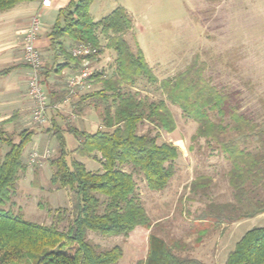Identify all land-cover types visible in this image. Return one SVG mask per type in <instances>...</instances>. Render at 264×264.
I'll return each mask as SVG.
<instances>
[{"label": "trees", "instance_id": "obj_1", "mask_svg": "<svg viewBox=\"0 0 264 264\" xmlns=\"http://www.w3.org/2000/svg\"><path fill=\"white\" fill-rule=\"evenodd\" d=\"M24 1L30 0H0V12ZM93 1L69 0L58 10L47 32L52 64L40 67L44 86L51 73L60 74L69 65L78 69L82 57L72 55L71 45L91 44L96 49L89 56L91 60L97 59L104 49L115 54L113 72L108 76L95 74L94 80L100 87L82 91L84 94L81 93L78 101L81 103L76 105L75 113L82 114L85 108L99 110L103 104L100 126L94 131L79 130L70 123L63 128L52 115V126L43 130L57 141L58 154L49 161L54 168L50 182L68 189L71 219L66 229L60 230L55 225L26 220L3 208L14 192L19 175L27 169L22 155L35 131L22 130L18 140L0 131V143L7 147L0 154V264H116L122 248L115 245L99 250L88 241V231L115 236L127 235L138 226L150 228L151 220L136 193L132 171L140 172L152 190L164 189L175 174L177 146L158 143L156 134L137 131L140 123L147 122L156 129L172 132L176 127L172 111L163 99L147 101L121 91L124 85L132 86L139 76L144 75L153 83L158 81L134 35L133 45L125 38L132 32V19L119 6L94 21L90 15ZM100 35L105 39L104 45ZM66 40L71 41L68 47ZM195 57L173 77L161 80L159 87L166 100L196 123L193 138H204L230 161L227 176L233 200L210 201L201 219H212L219 225L232 224L264 213V123L259 124L241 112L238 92L220 91L207 80L205 63ZM5 72L0 71V75ZM64 89L62 94L67 91ZM65 133L76 138L74 148H68ZM74 155L97 160L102 171L86 169ZM125 166H130L132 171L125 170ZM211 181L199 176L191 183L190 190L204 195ZM143 264L207 263L177 255L161 237L150 234ZM223 264H264V227L247 230Z\"/></svg>", "mask_w": 264, "mask_h": 264}, {"label": "rangeland", "instance_id": "obj_2", "mask_svg": "<svg viewBox=\"0 0 264 264\" xmlns=\"http://www.w3.org/2000/svg\"><path fill=\"white\" fill-rule=\"evenodd\" d=\"M119 6L126 9L133 23L132 32L125 38L133 45L134 35L158 80L153 83L144 75L139 76L132 86L124 85L121 91L131 92L147 101L163 99L166 102L174 116L175 129L167 132L142 122L137 131L156 134L158 143L177 146L178 157L175 174L162 190L150 189L140 172L132 171L130 166L124 167L133 173L136 193L151 220L150 228L138 226L127 235L115 236L88 231L87 239L99 250L120 246L122 255L116 264H143L150 234L161 237L179 256L195 258L207 264H223L228 252L247 230L264 227V213L223 225L212 219H201L210 201L223 203L233 200L227 176L231 164L204 138H193L196 123L185 117L178 106L166 100L159 83L173 77L198 56L206 65L204 75L207 80L220 91L238 92L241 112L259 124L264 123V1L256 4L254 0H94L90 9L91 18L98 21ZM100 40L104 45L105 39L101 35ZM76 46L71 45L69 49L72 51ZM41 60V65L52 64L51 59L48 61L41 57ZM115 66L112 51L104 49L102 54L97 55L90 68L92 87L89 91L100 87V83L94 80L95 74L108 76ZM65 88H68L67 84ZM67 94L68 91L58 94L53 102L47 93L49 104L56 105L48 109L49 117L51 112L62 110L66 105L71 112L76 111L82 94L70 97ZM102 106L100 104L99 110L85 108V112H95L94 124L87 126L89 131L100 126ZM31 112L30 127L42 131L48 128L49 124L34 123ZM61 121L65 128L70 123L67 116ZM18 134V131L11 134L14 140H18ZM46 134L50 137L49 133ZM65 135L68 148H74L76 138L69 133ZM50 140L55 141L48 142L44 137L39 148L40 155L48 150L46 156L31 161L32 151L25 155L27 169L19 175L14 192L3 208L22 215L26 220L55 225L63 230L71 219L70 201L67 188H59L50 182L54 168L49 161L58 154L56 139ZM72 157L83 162L88 170L102 171L100 163L91 157ZM199 176L212 180L204 195L190 190L191 183Z\"/></svg>", "mask_w": 264, "mask_h": 264}, {"label": "crops", "instance_id": "obj_3", "mask_svg": "<svg viewBox=\"0 0 264 264\" xmlns=\"http://www.w3.org/2000/svg\"><path fill=\"white\" fill-rule=\"evenodd\" d=\"M262 1L264 0H254L256 4H260ZM68 2L69 0H51L50 7H43L41 0H30L18 3L11 9L0 12V71L6 70L5 73L0 75V131L10 135L15 131L20 132L24 129L35 131L31 142L25 147L22 155L25 163L24 158L27 153L33 150L40 152L39 148L42 145L44 137H47L48 142L53 141L54 143L55 140H50V137L46 133H42V130L30 127L32 125L30 121V108L32 104L27 92L29 68L24 62L21 45L23 32L28 26L32 15L38 14L41 24L36 45L44 59L52 60L51 52L48 49L50 40L47 37V32L54 23L58 10L65 7ZM70 44L71 41L66 40V47ZM75 72L76 69L73 65H69L60 74L51 73L46 78L44 87L50 101L53 100L54 102L58 94H62L61 92L64 90L68 78L74 75ZM70 109L66 105L62 110L51 112L48 128L52 126L51 118L54 115V120L60 127L64 126L61 118L67 116V119L70 120L69 122H72L71 125L79 130L89 131L87 126L94 124L95 112L90 110L78 114L71 112ZM69 114H71L70 117ZM65 137L67 142L68 138L66 135ZM6 149V145L0 143L1 155L5 153Z\"/></svg>", "mask_w": 264, "mask_h": 264}, {"label": "built area", "instance_id": "obj_4", "mask_svg": "<svg viewBox=\"0 0 264 264\" xmlns=\"http://www.w3.org/2000/svg\"><path fill=\"white\" fill-rule=\"evenodd\" d=\"M43 7H50L51 0H41ZM40 17L38 14L32 15L29 24L23 32L22 36V50L24 62L28 65L29 76L27 83L28 96L32 101L31 113L33 122L36 124H48L49 112L48 109L56 107L48 102L47 92L40 80L41 67V52L37 48L36 41L40 31ZM74 57H82L76 74L67 81L68 97L77 96L84 90H89L92 87L90 79L92 72L90 70L92 60L90 55L96 53V49L89 43H79L71 51ZM67 99V98H66ZM48 154V150L43 155L38 151L33 150L30 153L31 161L36 160L39 156L44 157Z\"/></svg>", "mask_w": 264, "mask_h": 264}]
</instances>
